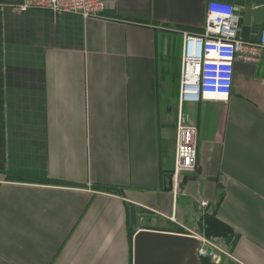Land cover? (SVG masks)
<instances>
[{"label":"crops","instance_id":"crops-1","mask_svg":"<svg viewBox=\"0 0 264 264\" xmlns=\"http://www.w3.org/2000/svg\"><path fill=\"white\" fill-rule=\"evenodd\" d=\"M105 1L85 20L0 0V264H133L137 231L205 236L207 214L231 230L208 237L235 259L220 264H264V52L235 62L227 101L183 106L197 167L169 185L182 33L202 32L208 2L242 16L264 0Z\"/></svg>","mask_w":264,"mask_h":264},{"label":"built area","instance_id":"built-area-1","mask_svg":"<svg viewBox=\"0 0 264 264\" xmlns=\"http://www.w3.org/2000/svg\"><path fill=\"white\" fill-rule=\"evenodd\" d=\"M30 9L50 11L54 14H74L83 19H102L107 10L105 0H21L14 6L17 12ZM240 16L237 9L227 3L211 1L206 7V21L201 33H182V52L177 101V137L175 141L173 185L185 175L194 173L198 151L196 132L188 125L183 114L185 104L209 101H227L231 95L234 64L259 63L264 52V19L257 43L244 41L240 37ZM208 205L201 201L197 209ZM169 219L176 223L174 216ZM180 225V224H179ZM185 236L195 238L199 247V259H209L220 264L223 258L235 260L222 240H215L185 226Z\"/></svg>","mask_w":264,"mask_h":264},{"label":"water","instance_id":"water-1","mask_svg":"<svg viewBox=\"0 0 264 264\" xmlns=\"http://www.w3.org/2000/svg\"><path fill=\"white\" fill-rule=\"evenodd\" d=\"M239 16L240 37L247 41L251 28L262 27L264 7L247 8L242 16ZM187 180L188 178L184 177L182 184H186ZM169 185L172 189V172L169 176ZM130 222L133 227L137 225L135 207L130 208ZM198 247L199 243L195 238L185 235L148 230L137 231L133 239V264H200L196 254Z\"/></svg>","mask_w":264,"mask_h":264},{"label":"trees","instance_id":"trees-1","mask_svg":"<svg viewBox=\"0 0 264 264\" xmlns=\"http://www.w3.org/2000/svg\"><path fill=\"white\" fill-rule=\"evenodd\" d=\"M13 179L26 181L29 183H51V184H58L57 182H51V181H42V180H36L32 179L26 176H14ZM105 192L110 193H119V191L112 189V188H101ZM201 228L204 230V234L207 237H227L230 235L231 230L229 227L221 223L214 214H207L203 218L202 226ZM181 234H184V231L182 229L179 230ZM133 233H130V239L132 237ZM200 264H212L209 259H200Z\"/></svg>","mask_w":264,"mask_h":264},{"label":"rangeland","instance_id":"rangeland-1","mask_svg":"<svg viewBox=\"0 0 264 264\" xmlns=\"http://www.w3.org/2000/svg\"><path fill=\"white\" fill-rule=\"evenodd\" d=\"M257 69H258V73L253 79L256 82L257 86H259L261 80L264 79V61L257 66Z\"/></svg>","mask_w":264,"mask_h":264}]
</instances>
